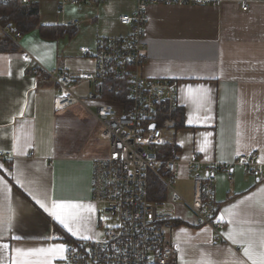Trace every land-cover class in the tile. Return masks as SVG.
Masks as SVG:
<instances>
[{"label": "crops", "instance_id": "crops-1", "mask_svg": "<svg viewBox=\"0 0 264 264\" xmlns=\"http://www.w3.org/2000/svg\"><path fill=\"white\" fill-rule=\"evenodd\" d=\"M172 1L177 3L158 0L147 6V60L140 73L179 81V107L163 128L167 144L159 151L162 158L173 151L179 160L176 178L190 184V194L175 190L187 200L194 177L185 163L192 157L229 164L257 151L264 161V0H246L247 11L237 0L220 6ZM61 2L30 4L44 30L22 33L16 43L0 34V151L13 155L9 162L0 160V264H63L65 252L53 257L34 250L100 235L90 195L91 160L105 157L108 144L80 105L56 111V83L44 71L30 75L26 69H55L74 79L93 72L94 60L81 48L93 52L100 37L127 36L129 29L119 18L132 14L137 0H70L57 14ZM71 21L76 24L67 25ZM55 29L63 34L56 36ZM25 52L33 61L23 60ZM74 92L80 97L94 92L113 103L123 99L104 96L102 89L84 80ZM230 175L212 177L214 220L224 224L225 243H213L210 228L199 226L182 204L173 206L175 220L162 224L178 264H237V258H244L243 248L229 240V234L239 239V232H249L257 244L264 237V181H256L240 166ZM53 203L84 205L64 210L79 212V223L73 225L77 235L50 214ZM244 209L252 211L246 216ZM17 249L25 255H18Z\"/></svg>", "mask_w": 264, "mask_h": 264}, {"label": "built area", "instance_id": "built-area-1", "mask_svg": "<svg viewBox=\"0 0 264 264\" xmlns=\"http://www.w3.org/2000/svg\"><path fill=\"white\" fill-rule=\"evenodd\" d=\"M68 1L62 0L57 14L62 13ZM157 1L137 0L134 12L119 18L120 25L129 29L127 36L100 37L93 52L81 48V53L93 58V72L74 79L55 69H34L30 65L26 69L30 75L44 71L56 83L58 95L53 100L56 111L80 105L97 122L99 137L108 144L105 157L91 160L90 195L97 208L100 235L93 240L67 241L63 264H178L177 254L167 245L162 228L163 223L175 220L173 206L182 204L188 208L199 226L210 228L213 243H225L224 224L214 220L216 201L212 177L226 173L231 179L232 168L240 166L256 181H264V161L257 151L238 156L229 164L207 163L194 156L185 163L194 177L192 200L187 201L175 190L174 179L180 162L172 150L168 158H162L159 149L167 144L163 128L179 107V81L150 79L140 73L147 60L146 9L148 4ZM227 1L230 0L193 3L220 6ZM12 2L30 5L33 0H0V7ZM237 2L242 5V11H247L246 0ZM75 24V21L67 23ZM0 34L14 43L20 38L11 24H0ZM22 58L25 62L33 61L27 52ZM82 80L123 99L107 102L98 99L94 92L80 97L74 87ZM12 158L11 153L0 151V160L9 162ZM150 177L163 184L168 199L149 201ZM235 250L239 251V247Z\"/></svg>", "mask_w": 264, "mask_h": 264}, {"label": "snow or ice", "instance_id": "snow-or-ice-1", "mask_svg": "<svg viewBox=\"0 0 264 264\" xmlns=\"http://www.w3.org/2000/svg\"><path fill=\"white\" fill-rule=\"evenodd\" d=\"M27 59V57H25ZM10 75V73H9ZM67 95V94H65ZM152 127H155L154 125ZM239 150H237V155H239ZM2 167V165H0ZM3 177H0V180H2ZM45 195L46 194H41ZM34 199H36V202L40 205L41 208H44L45 211H49V208L46 206V204L41 200V198L34 196ZM243 203V202H241ZM237 207V206H233ZM52 210L50 211V214L55 217L57 221L61 225H63L64 228L68 229L69 232H71L73 235H77L78 230H74L73 225L78 224L80 220L79 212L78 211H70L65 213V209H73L78 210L84 208V205L82 204H74V203H53L51 206ZM91 211V208L88 209ZM227 211V210H226ZM251 209H244L243 214L249 215L251 213ZM223 217H221V220ZM232 221H229L231 223ZM239 236V239H236L231 233L228 236V239L231 240L233 243H240L241 247L243 248V257L244 258H237V264H264V237H262L257 244L253 238L251 233L249 232H239L237 234ZM85 239H88L89 237L85 236L83 237ZM2 247H7V245H4ZM66 247L64 244L55 245L48 249H37L34 250L35 252L40 253H47L50 256H56L58 254H61L65 252ZM18 255H25V253H22L21 250L17 249Z\"/></svg>", "mask_w": 264, "mask_h": 264}, {"label": "trees", "instance_id": "trees-1", "mask_svg": "<svg viewBox=\"0 0 264 264\" xmlns=\"http://www.w3.org/2000/svg\"><path fill=\"white\" fill-rule=\"evenodd\" d=\"M0 24H15L16 31L20 35L35 28H38L41 31L44 30V28H41V26H39L38 24V13L36 7L33 4L29 6H21V4L17 2H12L6 6L0 7ZM55 30H57L56 36H60L61 34H63V31H61L60 29ZM34 73L37 74L36 72ZM104 93V96H114L106 92ZM148 197L149 201L151 202L165 201L167 198L166 188L154 177H150L149 179Z\"/></svg>", "mask_w": 264, "mask_h": 264}, {"label": "rangeland", "instance_id": "rangeland-1", "mask_svg": "<svg viewBox=\"0 0 264 264\" xmlns=\"http://www.w3.org/2000/svg\"><path fill=\"white\" fill-rule=\"evenodd\" d=\"M107 152H108V148H106L105 155L107 154ZM174 188L182 194L187 192H189L190 194V184L187 181H183L182 179L180 180L179 177L174 179ZM191 193H192V183H191ZM187 200L191 201L192 197L190 196V198Z\"/></svg>", "mask_w": 264, "mask_h": 264}, {"label": "water", "instance_id": "water-1", "mask_svg": "<svg viewBox=\"0 0 264 264\" xmlns=\"http://www.w3.org/2000/svg\"><path fill=\"white\" fill-rule=\"evenodd\" d=\"M153 125H151V127H152ZM153 128V127H152Z\"/></svg>", "mask_w": 264, "mask_h": 264}]
</instances>
